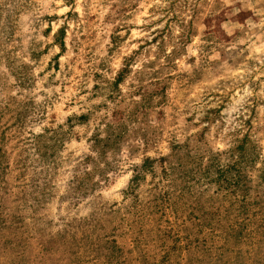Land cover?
<instances>
[{"label":"rangeland","instance_id":"obj_1","mask_svg":"<svg viewBox=\"0 0 264 264\" xmlns=\"http://www.w3.org/2000/svg\"><path fill=\"white\" fill-rule=\"evenodd\" d=\"M0 264H264V0H0Z\"/></svg>","mask_w":264,"mask_h":264}]
</instances>
